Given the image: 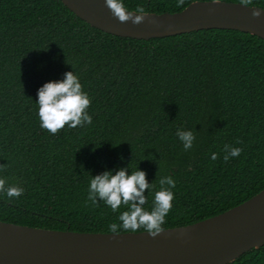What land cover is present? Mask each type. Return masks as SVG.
<instances>
[{"label":"trees","instance_id":"trees-1","mask_svg":"<svg viewBox=\"0 0 264 264\" xmlns=\"http://www.w3.org/2000/svg\"><path fill=\"white\" fill-rule=\"evenodd\" d=\"M123 0L128 11L173 14L192 2ZM250 7L264 9V0ZM73 71L91 100V124L55 135L40 127L38 90ZM177 130L193 131L185 151ZM241 148L224 161V146ZM213 153L217 159L212 160ZM120 168L176 182L163 230L222 214L264 189V40L202 30L137 40L95 29L60 0H0V222L44 230L113 233V212L88 201L90 175ZM137 232L123 231L119 233ZM114 233V234H117ZM228 264H264V244Z\"/></svg>","mask_w":264,"mask_h":264},{"label":"water","instance_id":"water-1","mask_svg":"<svg viewBox=\"0 0 264 264\" xmlns=\"http://www.w3.org/2000/svg\"><path fill=\"white\" fill-rule=\"evenodd\" d=\"M60 1L89 26L116 37L149 40L219 29L264 40V9L239 3L192 2L178 13H146L142 23L133 24L119 22L105 0ZM263 244L264 189L222 214L165 229L155 238L146 232H62L0 222V264H228Z\"/></svg>","mask_w":264,"mask_h":264},{"label":"clouds","instance_id":"clouds-1","mask_svg":"<svg viewBox=\"0 0 264 264\" xmlns=\"http://www.w3.org/2000/svg\"><path fill=\"white\" fill-rule=\"evenodd\" d=\"M105 3L112 15L121 23L131 21L133 24H140L146 16L142 6H137L135 12L139 14L134 15L128 12L123 0H105ZM179 3L182 4L183 0H179ZM241 4L251 5L252 0H241ZM252 15L259 17L261 12L253 11ZM37 95L40 127L49 133L55 135L66 125L69 128H77L92 123V117L87 112L91 100L83 91L82 84L73 71L66 72L62 80L43 84ZM176 135L185 151L193 147L195 140L193 131L177 130ZM241 151V148L226 144L224 161L227 162L231 157H238ZM211 159H217V154L213 153ZM90 177L88 201L92 206H98L99 200L109 206L113 212L118 211L122 205L128 209L118 217L122 223L110 224L108 231L117 233L123 229V231L137 232L143 229L153 238L163 232L162 225L172 209L174 199L171 189L176 186L171 176L159 178V190L151 193L153 196L151 210H146L144 207L148 202L145 190L154 189L155 186L153 183H148L145 171L136 169L129 175L127 169L120 168L115 171V174L112 171H104L95 176L90 175ZM23 191L16 185L6 187V180L0 178V192L6 193L8 198H18Z\"/></svg>","mask_w":264,"mask_h":264}]
</instances>
